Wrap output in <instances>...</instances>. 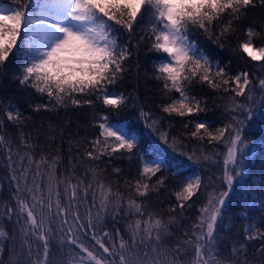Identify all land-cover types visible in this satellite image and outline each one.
Returning a JSON list of instances; mask_svg holds the SVG:
<instances>
[{
  "label": "snow or ice",
  "instance_id": "1",
  "mask_svg": "<svg viewBox=\"0 0 264 264\" xmlns=\"http://www.w3.org/2000/svg\"><path fill=\"white\" fill-rule=\"evenodd\" d=\"M253 9L264 0H0V77L17 65L13 78L43 101L32 112L93 110L90 134L67 133L65 162L64 128L29 129L31 116L0 100V264H264V204L257 213L232 199L256 106L264 121V24L245 25ZM200 37L218 49L235 38L231 51L247 59L222 61ZM142 48L162 99L158 113L139 106L138 130L109 110L139 98L120 89L133 76L139 87ZM209 90L219 123L201 119ZM116 160L134 174L120 179ZM163 194L174 202L158 211Z\"/></svg>",
  "mask_w": 264,
  "mask_h": 264
},
{
  "label": "trees",
  "instance_id": "2",
  "mask_svg": "<svg viewBox=\"0 0 264 264\" xmlns=\"http://www.w3.org/2000/svg\"><path fill=\"white\" fill-rule=\"evenodd\" d=\"M2 2L7 5L11 3V0H2ZM252 24L257 30H261L262 24H264V9H253L250 14V18L245 21V25ZM243 37L241 36V39ZM200 41L202 43H207L208 47L213 49L216 53V57L220 58L222 61H227L229 59L233 60L234 63H239L243 66L246 56H242L239 51L233 53L231 48L235 47L238 43L237 39L233 38L229 45L225 49H218L215 45L211 44V42H206L203 37H200ZM259 41H257V45H259ZM151 53L147 52L146 48H142L140 53V83L139 87L134 89V85L136 84V79L133 76L132 79L127 80L123 83V86L120 90L125 91L126 93H131L134 96L138 95V99L133 101L137 106L134 107L133 103H129L126 108H124L119 115H116L114 112L109 110L110 119L113 121H125L130 127L134 129H142V123L139 120V106H143L146 109H151L154 113L159 112V104L161 102L162 97L158 94L156 88V82L149 79L148 77L151 75ZM255 64V62H252ZM18 73L17 65L14 63L8 69V74L0 77V100L4 102L5 105L8 103H13L19 107V109L24 112L25 115L31 116V121L28 124V128L39 127L43 125L44 127L41 131H45L47 129V125L49 122H52L55 125H59L65 129V143L63 145L65 162L67 161V133L72 132L75 135L79 132L81 137L90 134L93 129L87 128L86 126L89 124L93 110L87 107L81 109H71L68 112H64L61 110L58 114L53 112H45L40 111L38 113L32 112L29 107L30 103L43 102L37 96L33 95L30 90H27L19 85V82L13 78V75ZM199 91V89H197ZM204 95V93H201ZM207 96L209 97L208 107L210 109L208 116H201V119H209L215 120L216 123H219L220 120L216 114L220 112V108L217 105L220 104V101L216 99V97L209 90L207 92ZM99 108L100 106L97 105ZM254 111L257 113L256 121L252 123V126L246 128L244 133L246 140L249 142L251 151L247 152L245 157V170L243 172L242 177L238 178V184L235 185L237 191L233 194L232 199L234 204L242 205L244 201H248L247 210L257 212L261 209L262 204H264V121H259L258 113L260 111L259 106L254 108ZM70 120V125H65V120ZM174 120H178L179 118H173ZM8 129L13 134L15 133V128L11 124H8ZM180 130V125L175 124V128L173 130V135L178 134ZM40 142L46 143L43 135L40 137ZM57 145L60 143V135L59 130H57ZM154 143V142H153ZM142 147H148L147 142H142ZM192 147H198L195 141L189 142L185 151L190 150ZM211 147V146H209ZM178 159H184L183 157H178ZM114 164L118 167H121L124 171L121 174L120 179H123L124 176H130L135 172V165H130L127 160H116ZM132 169V172L129 169ZM181 171L187 174L189 171H200V167L198 165L193 166L191 169L188 168L187 164L185 167L181 169ZM111 173V168L109 167L108 173ZM3 173L0 171V180H2ZM170 180L173 186H175L176 178L169 173ZM117 177L112 176L113 182ZM123 190V189H122ZM241 192L243 196L241 198ZM0 198L7 200L9 198V189L5 182V187L2 191H0ZM155 200V197H153ZM174 202V200H170L167 194H163L161 196V202L154 204V207L158 211L166 210L167 203ZM232 207V206H230ZM165 214H167L165 212ZM231 214V213H229ZM197 215V208L194 206L191 209H188L185 213V219L181 221L182 225L190 224L191 220H194ZM190 218V219H189ZM10 230V228H9ZM221 231H229L228 229L221 228Z\"/></svg>",
  "mask_w": 264,
  "mask_h": 264
},
{
  "label": "rangeland",
  "instance_id": "3",
  "mask_svg": "<svg viewBox=\"0 0 264 264\" xmlns=\"http://www.w3.org/2000/svg\"><path fill=\"white\" fill-rule=\"evenodd\" d=\"M5 6H7V5H5Z\"/></svg>",
  "mask_w": 264,
  "mask_h": 264
}]
</instances>
